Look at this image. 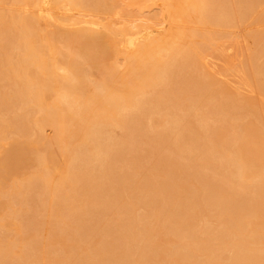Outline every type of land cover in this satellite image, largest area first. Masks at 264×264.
I'll return each mask as SVG.
<instances>
[{"label": "bare ground", "instance_id": "1", "mask_svg": "<svg viewBox=\"0 0 264 264\" xmlns=\"http://www.w3.org/2000/svg\"><path fill=\"white\" fill-rule=\"evenodd\" d=\"M114 1L0 0V264H264V0Z\"/></svg>", "mask_w": 264, "mask_h": 264}, {"label": "rangeland", "instance_id": "2", "mask_svg": "<svg viewBox=\"0 0 264 264\" xmlns=\"http://www.w3.org/2000/svg\"><path fill=\"white\" fill-rule=\"evenodd\" d=\"M114 2H117V3H115L116 5H120V6H128L127 8L129 9V10H133V11H137L138 10V8H137V5H135V4H133L130 0H115ZM132 4H131V3ZM145 9H146V11H145ZM143 10V9H142ZM156 10H157V8H156V6L155 5H149L148 7H145L144 8V10H143V12H148V14L150 13H154V12H156ZM144 13V14H145ZM157 13V12H156ZM147 15V14H146ZM106 20H111V22L113 23L114 22V24H116L117 22H115V21H121V19L119 18V17H116V16H108L107 18H105ZM249 23V22H248ZM240 25V26H239ZM237 27L239 28H237V30H236V28H233L232 29V32L234 31L235 32V34L237 35V39H238V43H236L235 44V46H231V47H224V45L223 46H221L220 48H215L219 53L217 54L216 52V50L215 49H213V51L215 52L214 53V57H217V58H215V59H213L214 57L213 56H210V58H211V60H210V58L209 57H207L208 59H206V60H204L205 62H201L200 63V67H203V68H200V70H202V71H204V72H207L208 74H210L215 80H220V81H218L219 83L221 82V85H224L226 88H228L229 89V91L233 94V93H235L236 91H238V93L240 92L241 93V95H239L238 96V98L240 99H247L248 101H252V102H256V104H258V105H260V106H262L263 107V105H264V99H261V97H262V95H261V97L257 94V93H259L257 90H256V87H255V89L253 88V87H251L250 88V86H247L245 89H249V90H252V88L254 89V90H256V92H253V91H244L245 89H243V88H241L242 86L240 85V87L239 88H241V89H239V90H237L238 88V86L239 85H237L238 84V81L240 80H238V77H239V75H238V73L236 72V71H234L235 70V68L237 67L236 65H238V61H236V60H232V59H229L230 58V55H229V53H232V51H235V53H237V54H240L239 56H241V54L242 53H245L244 51H246V49L245 48H247V46H250L251 44H252V42H251V39H249L247 36H246V34L244 33L245 32V30H247V29H250V28H252V26H253V23L250 25V24H248V25H246V26H242L241 24H239ZM249 25H250V27H249ZM53 27L55 26V24L54 25H52ZM255 26V25H254ZM253 26V27H254ZM258 27V26H257ZM241 28V29H240ZM238 30H239V32H238ZM237 31V32H236ZM238 33V34H237ZM242 35V36H241ZM224 41H227V40H225V39H219L218 41H216V43L215 44H217V45H219V44H221L222 42H224ZM234 48V49H233ZM238 50H240V52L238 51ZM238 51V52H237ZM243 51V52H242ZM242 52V53H241ZM112 54V53H111ZM110 55V54H109ZM108 55V56H109ZM113 55V56H112ZM112 55H110V56H112L111 57V60H109L110 59V56H109V58H108V56H107V59H104V58H106V57H104V58H100L99 60H98V62L96 61V62H94V63H92L91 64V66H92V68L91 67H88V72H92L91 74H93V76H92V78L94 77V76H97L98 75V73H99V71L101 70V69H103L104 70V68L106 67V66H108L110 63H111V61L113 60L112 58H114V54H112ZM219 55V56H218ZM222 56V57H221ZM224 58V59H223ZM101 59H104L105 61H103V63H104V65L102 64V60ZM239 59V58H238ZM101 60V61H100ZM101 63H100V62ZM98 63V64H97ZM99 64L100 65H102V66H99ZM93 66H94V68H93ZM95 66H99V68L101 67V69L99 70V68H97V67H95ZM222 69V70H221ZM234 69V70H233ZM219 70V71H218ZM218 71V72H217ZM224 74V75H223ZM238 76V77H237ZM222 78V79H221ZM228 86V87H227ZM232 86V87H231ZM236 88V89H235ZM233 91V92H232ZM235 91V92H234ZM253 92V93H252ZM245 93V94H244ZM235 94H237V93H235ZM237 96V95H236ZM241 96H243V97H241ZM258 96V97H257ZM251 98V99H250ZM254 98V99H253ZM263 98V97H262ZM263 101V102H262ZM242 102V101H241ZM238 110V109H237ZM243 110V109H242ZM238 111H241V109H239ZM44 133L47 135V136H51L52 135V133H53V131H52V129L51 128H49V127H46L45 129H44ZM58 155L59 154H55V161L57 162H55V164H58L59 162H60V156L58 157ZM30 170V167H26V169L24 168V173L21 171V173H19L18 175L19 176H21L22 177V175H23V177L26 175V173L28 172ZM11 179H10V177H7V178H5L4 179V181H7V182H9ZM5 185V184H4ZM4 196H0V200H4ZM201 213L203 214V212L201 211ZM200 213V214H201ZM211 213V212H210ZM212 214V213H211ZM207 220L209 221H211V222H209V225H210V223L212 224V226H210V227H212V228H214L216 225H217V223H216V220L214 219V217L213 216H211V215H209V216H207ZM3 227H0V233H7L8 232V234L9 235H14V230H10V229H8V230H5L4 228L2 229ZM3 230H5V232L3 231ZM9 231H13V232H9ZM11 235V236H12ZM15 235H16V233H15Z\"/></svg>", "mask_w": 264, "mask_h": 264}]
</instances>
